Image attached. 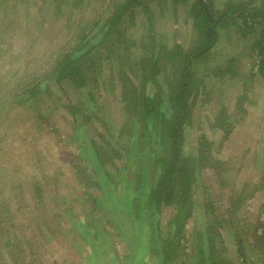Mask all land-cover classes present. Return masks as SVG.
Returning <instances> with one entry per match:
<instances>
[{"label": "rangeland", "instance_id": "obj_1", "mask_svg": "<svg viewBox=\"0 0 264 264\" xmlns=\"http://www.w3.org/2000/svg\"><path fill=\"white\" fill-rule=\"evenodd\" d=\"M33 1L41 6V0ZM76 1L72 9L66 2L57 8L53 4L43 10V15L34 5L24 15L22 0H0V264H95L85 258L86 254L100 258L96 264H161L158 239L155 234L153 239L146 234V223L139 227L140 210L136 211L125 201L128 196L122 194L128 178L132 191L138 192L141 166L136 160V165L128 168L123 147L130 141L129 127L139 132L140 125L121 109L119 75L110 73L107 61L96 63L92 70L102 84L95 86L90 81L86 89L67 82L56 84L49 75L60 52L76 41V33L88 30L92 18L104 14L111 2L118 0ZM227 1L239 0H214L213 4L220 7ZM176 9L174 16L167 7L162 10L157 6L154 23H148L145 15L135 17L134 24L127 27L129 38L134 40L131 52L136 53L144 43L151 45V35L161 44L171 32L187 48L191 25L184 9ZM248 48L234 29L225 31L210 58L198 65L194 74L198 93L191 122L184 128L185 150L196 155L203 135L218 164L204 166L195 174L184 238L178 252L173 253L175 257L166 264H196L192 261L195 245L198 261L206 264L202 251L208 250L202 232L209 223L214 229L218 226V233L209 234L216 240L210 238L208 245L215 264L243 262L236 253V233L246 240L247 264H260L259 258L264 256V247L250 242L251 227H257L258 233L264 231V84L258 75H252L255 68ZM229 61H235L237 76L218 71L230 67ZM162 69L159 81L165 87L163 81L171 73L168 59L163 60ZM43 82L47 88L39 94L16 100L24 89ZM88 90L93 101L87 98ZM68 104L79 113L75 115ZM222 110L227 113L226 121L223 127L214 126ZM80 122L87 124L89 137L97 143H109L107 156L113 162L106 169L116 182L121 195L118 200L107 194L99 202L104 197L97 187L100 174L74 140V127ZM117 152L121 158L115 157ZM137 153H141L139 148ZM172 212L171 208L160 210L161 228ZM145 213L149 221V211ZM95 230L98 242L108 238L114 250L109 251L108 244L93 242Z\"/></svg>", "mask_w": 264, "mask_h": 264}, {"label": "trees", "instance_id": "obj_2", "mask_svg": "<svg viewBox=\"0 0 264 264\" xmlns=\"http://www.w3.org/2000/svg\"><path fill=\"white\" fill-rule=\"evenodd\" d=\"M63 2L68 4V9H72L77 3L76 0L74 2L41 0L40 6L33 0H22L21 10L26 15L29 12L28 8L36 5L43 15V10L46 8L53 4L57 8ZM213 3L214 0L112 1V6L110 5L104 14L100 13L92 18L88 30L76 33L78 36L76 41L60 52L49 74L56 84L62 85L63 82H67L76 88L84 87L85 89L91 82L95 83V86L101 83L98 81L97 73L96 76L92 74V70L96 69V63L100 65V61H107L110 73L112 71L119 75L123 104L121 109L128 119L140 125L139 132L129 127L130 141L128 146L123 147L126 151L125 163L128 168L134 167L136 160L141 166L138 192L132 191L128 178L122 194L129 197H125V201L134 206L136 211L140 210L139 227L146 223V234L151 238L155 234L158 239L163 255L161 264H166V260L175 257L173 253L180 249L186 221L191 216L195 174L204 166L215 167L218 164V160L209 152L210 149L206 148L208 140L203 135L199 137L200 147L196 155L187 153L184 146V128L191 122L190 115L198 93V82L194 81L198 65L210 58L211 50L218 44L221 35L225 31L229 32L230 29H234L236 34L240 35V38L249 45V57L253 59L255 68L252 75H258L264 84V0L227 1L220 7H215ZM157 6L162 7V10L167 7L168 13L174 16L177 14L178 9L176 8L184 9L186 20L190 22L192 31L189 46L183 48L182 44L176 41L175 32H171L165 42L161 41L160 44V40L157 42L156 36L151 35V45L149 42L144 43L136 53L131 52L130 47L134 40L129 38L127 27L134 24L135 17L142 15L147 16L148 23H154V10ZM16 9L13 7L12 10ZM145 36L149 37L148 34ZM150 51H155V53L150 55ZM121 57L124 59L121 60ZM166 59L171 62V73L168 77L165 76L164 87L159 80L164 72L162 63ZM229 63L230 67L223 66L218 71L222 75L231 72L237 76L235 61H229ZM127 66L128 71L126 72ZM44 81H48V77H45ZM45 82L37 83L29 90L24 89L22 94L16 95V100L21 102L24 99L33 98L42 89L47 88ZM87 98L90 101L94 100L91 90H88ZM68 107L75 115L79 113L73 105L68 104ZM226 116L227 113L222 110L213 125L223 127ZM80 120L86 121L85 119ZM223 129L225 133L229 132L228 128ZM74 135L76 137L74 140L83 157L89 160L94 165L95 171L100 174L97 178V187L103 192L104 197L99 202L102 203L107 194L118 200L121 195L116 188V182L111 179L106 169V165L113 162L112 157L107 156L109 143L106 142V146H103L89 137L85 122H80L74 127ZM99 136L104 137L102 134ZM137 148L141 153H137ZM118 153H115V157H119L120 153ZM103 175L105 179L101 177ZM119 177H122V173ZM119 180L122 181L120 178ZM164 207L171 208L173 212L171 219L167 221L164 228H161L159 217H161L160 210ZM102 209L106 210L104 207ZM147 210L150 214L149 221L145 213ZM66 213L71 215L69 210ZM261 225L264 226V220ZM207 226L202 235L208 252L205 249L202 252L206 258V264H215L214 255L212 256L208 245L210 238L212 241L216 240L209 234L210 232L218 233V226L215 229L210 223ZM256 229L257 227L250 228L253 234L250 242L257 248L264 247V231L258 233L255 232ZM94 232L93 242L108 244L109 251L114 250L110 247L108 238L103 237L102 241L98 242L96 230ZM250 232L246 231L245 234L248 236ZM103 234L105 232H102ZM243 238L242 235L235 234L236 253L243 257V262L240 264H247L244 246L246 240ZM85 244H87L86 240ZM151 247L154 249L153 245ZM193 252L195 256L192 261L200 264L196 245L193 247ZM114 253L116 255V252ZM161 253L159 252V255ZM85 258L95 264L100 259L91 258L89 254H86ZM259 262L264 264V256L259 258Z\"/></svg>", "mask_w": 264, "mask_h": 264}]
</instances>
